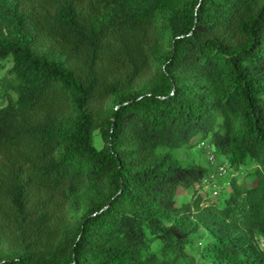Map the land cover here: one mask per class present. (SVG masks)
<instances>
[{
    "label": "trees",
    "instance_id": "trees-1",
    "mask_svg": "<svg viewBox=\"0 0 264 264\" xmlns=\"http://www.w3.org/2000/svg\"><path fill=\"white\" fill-rule=\"evenodd\" d=\"M0 100V264H264V0H0Z\"/></svg>",
    "mask_w": 264,
    "mask_h": 264
},
{
    "label": "rangeland",
    "instance_id": "rangeland-1",
    "mask_svg": "<svg viewBox=\"0 0 264 264\" xmlns=\"http://www.w3.org/2000/svg\"><path fill=\"white\" fill-rule=\"evenodd\" d=\"M10 66L7 63V67ZM6 69L2 70L1 75L5 73ZM1 101V100H0ZM96 145L101 147L102 140L99 135L96 136ZM178 158L183 164H199L205 167L212 176V179H219L222 175L226 176L229 174L228 167H233L230 165L228 159L219 153L210 143V139H207L193 148L181 147L177 153ZM220 167H224L226 170H221ZM230 175V174H229ZM243 173H239V177L242 178ZM208 182V181H206ZM205 191L214 196H219L218 186H211L207 184L203 187Z\"/></svg>",
    "mask_w": 264,
    "mask_h": 264
},
{
    "label": "bare ground",
    "instance_id": "bare-ground-1",
    "mask_svg": "<svg viewBox=\"0 0 264 264\" xmlns=\"http://www.w3.org/2000/svg\"><path fill=\"white\" fill-rule=\"evenodd\" d=\"M221 170H226L224 167ZM206 182V181H205Z\"/></svg>",
    "mask_w": 264,
    "mask_h": 264
},
{
    "label": "built area",
    "instance_id": "built-area-1",
    "mask_svg": "<svg viewBox=\"0 0 264 264\" xmlns=\"http://www.w3.org/2000/svg\"><path fill=\"white\" fill-rule=\"evenodd\" d=\"M223 167H220V169H222Z\"/></svg>",
    "mask_w": 264,
    "mask_h": 264
}]
</instances>
